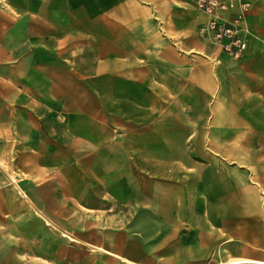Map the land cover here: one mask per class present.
Returning a JSON list of instances; mask_svg holds the SVG:
<instances>
[{
	"label": "crops",
	"instance_id": "crops-1",
	"mask_svg": "<svg viewBox=\"0 0 264 264\" xmlns=\"http://www.w3.org/2000/svg\"><path fill=\"white\" fill-rule=\"evenodd\" d=\"M247 1L236 61L201 41L195 0H0V264H264V0ZM185 218L195 246H171Z\"/></svg>",
	"mask_w": 264,
	"mask_h": 264
},
{
	"label": "built area",
	"instance_id": "built-area-1",
	"mask_svg": "<svg viewBox=\"0 0 264 264\" xmlns=\"http://www.w3.org/2000/svg\"><path fill=\"white\" fill-rule=\"evenodd\" d=\"M195 5L207 17L198 29L201 41L233 60L243 59L252 36L248 23L252 5L247 0H195Z\"/></svg>",
	"mask_w": 264,
	"mask_h": 264
},
{
	"label": "rangeland",
	"instance_id": "rangeland-1",
	"mask_svg": "<svg viewBox=\"0 0 264 264\" xmlns=\"http://www.w3.org/2000/svg\"><path fill=\"white\" fill-rule=\"evenodd\" d=\"M193 150V149H192ZM115 204V203H114ZM132 205H127L125 206V208L123 207V209H118V208H115V209H112L110 211L111 213V216L112 218H118V219H113L112 222H111V226H110V234L112 235V238L113 239V234L118 232L119 228H127V229H130L129 231H132L133 229V221H134V217L136 216V214L138 213L137 210H135L133 207H131ZM147 208L150 210V204L147 205ZM157 211V210H156ZM189 212V211H187ZM94 213H100V212H94ZM97 216H99V214H97ZM114 216V217H113ZM187 220L190 221V223H193L192 225H184V228H183V234H181L180 236V240L181 241H177V242H171V243H168L172 246V244H178L180 246H189V245H194L195 246V231L198 230V226H197V218H185ZM124 220H127V224H121L119 225V222H122ZM169 228V227H168ZM168 228H165V229H168ZM130 233V232H129ZM111 244H114V245H117V244H120V243H117L116 241L112 242L111 241ZM144 244V243H142ZM166 249H169V247L166 245L165 247V250ZM96 250V249H95ZM155 260H158L157 257L154 258ZM225 260V259H224ZM231 261V259H227V261Z\"/></svg>",
	"mask_w": 264,
	"mask_h": 264
},
{
	"label": "bare ground",
	"instance_id": "bare-ground-1",
	"mask_svg": "<svg viewBox=\"0 0 264 264\" xmlns=\"http://www.w3.org/2000/svg\"><path fill=\"white\" fill-rule=\"evenodd\" d=\"M63 234L65 235V236H67V237H70V238H73V239H75L71 234H69L68 232H63ZM72 241V240H71ZM82 242V241H81ZM83 244V243H82ZM84 245V244H83ZM200 245V244H199ZM164 246V245H163ZM162 246V247H163ZM93 247V246H92ZM105 249V248H104ZM104 249H102V248H99V250H101V251H104ZM157 249H159V246H158V248H157V246H154V250H156V252H157ZM98 250V251H99ZM161 250H163V251H165V248H161ZM168 250V249H167ZM113 256V255H112ZM116 256V255H115ZM118 257V256H117ZM120 257V256H119ZM122 260L126 263V264H138V263H136V262H134V261H132V260H129V259H127V258H122ZM262 264V263H261Z\"/></svg>",
	"mask_w": 264,
	"mask_h": 264
}]
</instances>
